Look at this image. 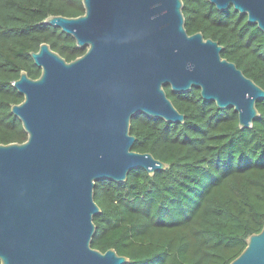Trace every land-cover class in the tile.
<instances>
[{"label": "water", "instance_id": "95a60500", "mask_svg": "<svg viewBox=\"0 0 264 264\" xmlns=\"http://www.w3.org/2000/svg\"><path fill=\"white\" fill-rule=\"evenodd\" d=\"M231 5L264 32V0H210ZM78 16L46 22L71 34L82 55L68 61L43 42L31 55L37 78L22 71L13 104L28 137L0 143L1 264H126L114 248L92 246L101 211L96 181L122 182L132 169L167 163L133 149V116L184 122L167 94L198 87L204 99L233 107L242 128L259 115L264 88L222 56L223 45L185 27L183 0H83ZM229 264H264V226Z\"/></svg>", "mask_w": 264, "mask_h": 264}, {"label": "trees", "instance_id": "16d2710c", "mask_svg": "<svg viewBox=\"0 0 264 264\" xmlns=\"http://www.w3.org/2000/svg\"><path fill=\"white\" fill-rule=\"evenodd\" d=\"M85 12L83 0H0V143L23 142L28 133L12 112L24 100L14 86L22 71L40 76L32 55L43 42L68 61L87 47L46 18ZM187 31L203 32L264 88V32L233 5L218 10L210 0H183ZM167 94L184 122L133 116V149L151 152L167 167H140L127 179L96 181L101 211L92 246L114 248L126 264H229L264 226V98L259 115L242 128L233 107L206 100L198 87ZM1 264V261H0Z\"/></svg>", "mask_w": 264, "mask_h": 264}]
</instances>
